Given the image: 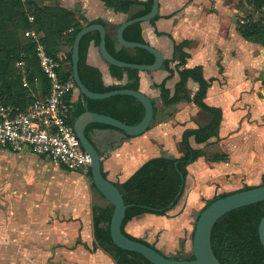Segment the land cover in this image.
<instances>
[{
    "label": "crops",
    "instance_id": "0c3cea01",
    "mask_svg": "<svg viewBox=\"0 0 264 264\" xmlns=\"http://www.w3.org/2000/svg\"><path fill=\"white\" fill-rule=\"evenodd\" d=\"M158 1L159 18L155 24L151 20L142 22L145 40L169 59L174 57V41H192L186 48L190 53L187 66L202 65L206 78L215 77L205 101L223 109L219 136L203 144L196 143L191 137V144L195 148L228 156L226 161L212 162L200 157L191 163L185 182V187L190 184L188 193L182 196L175 208L166 216L144 214L127 225V232L134 236L143 231L149 236L159 235L157 248L171 256L170 253L178 248L179 240L194 232L190 211L198 209L193 215L196 217L204 206V200L212 199L220 190L230 191L243 177L252 186L264 177V46L246 40L239 32V22L252 12L246 0ZM47 3L75 12L77 16L83 15L90 21L102 19L111 36H117L119 26L139 10L133 6L128 13L118 12L103 0H55ZM69 49L63 45L59 54L64 67L69 65L65 60ZM87 61L101 70L106 85L127 81V77L120 81L112 76L109 64L94 42L90 45ZM168 75L169 72L163 68L140 73V90L152 100L159 113L158 122L143 134L127 137L121 130L112 128L95 129L90 133V139L102 155L103 169L112 182L126 181L151 158L181 156L179 141L183 130L205 125L211 120V116L193 102L181 100L174 106H164L160 89L154 83H161ZM178 80L176 74L168 81L172 93ZM188 88L193 97L198 83L190 79ZM80 98L81 93L75 88L72 103ZM7 154L14 155L12 173ZM0 155L6 159L3 164L0 161V166L4 170L9 168L11 174L20 171L30 161L55 164L29 150L13 152L0 146ZM58 166L63 171H70ZM77 173L86 176V172ZM190 242L191 239H186V247Z\"/></svg>",
    "mask_w": 264,
    "mask_h": 264
},
{
    "label": "trees",
    "instance_id": "16d2710c",
    "mask_svg": "<svg viewBox=\"0 0 264 264\" xmlns=\"http://www.w3.org/2000/svg\"><path fill=\"white\" fill-rule=\"evenodd\" d=\"M51 1L55 0H0V95L5 102L15 105L20 111L26 110L33 103L34 96L21 82L20 70L16 66L17 61L23 59L26 62L32 88H35L34 77H38L43 94H47L49 91V80L41 70L34 43L26 35V32L34 31L45 44L49 54L59 59L62 78L74 80L72 48L77 34L86 25L94 23L106 25L102 19L90 21L83 15L77 16L75 12L47 3ZM103 1L118 12L128 13L133 6L139 7V10L130 19L148 14L152 10L154 2V0ZM246 1L253 8V13L248 14L243 21L239 22V32L246 40L264 46V0ZM30 16H33L34 19L30 20ZM158 18L159 15L156 14L151 22L155 24ZM123 35L128 41L147 43L143 36L141 22H134L127 26ZM92 42L97 46L100 45L101 34L99 30L88 32L80 41L79 75L85 86L98 93L115 89L139 91L141 70L136 68L109 64L113 77L120 81L127 77V81L117 85L104 83L101 70L90 65L87 61ZM191 43L192 41L187 39L174 41V57L172 59L164 58L162 65V68L168 71L169 75L161 83H154V86L160 89L165 107L174 106L181 100L193 102L203 112L208 113L211 120L205 125L186 127L183 130L179 141L183 152L181 156L161 155L151 158L142 164L126 181L115 183L128 205L122 225L123 232L129 238L156 249L158 248L155 244L127 232V224L144 214L166 216L171 209L175 208L185 192V182L189 175L188 166L200 157H205L212 162L228 159L226 154L210 153L204 148H195L190 141L191 137H194L196 143L203 144L212 137H218L223 120V109L219 106L209 105L205 101L215 77L206 78L202 65L187 66L190 53L186 48ZM63 45L70 48L65 59L69 62L67 67L62 65L63 61L59 56ZM106 47L110 54L124 62L147 65L156 62V56L151 51L141 47L121 46L117 36H111L108 33ZM176 74H178L179 80L172 93L171 88L168 87V81ZM190 79L198 83V89L193 97L189 94L188 81ZM71 98L72 93H70L68 100L71 106L70 121L73 124L75 119L87 110L113 116L129 125L139 123L145 115L143 103L128 94H117L105 99H91L81 94L80 100L75 103H72ZM158 114V108L155 106L153 120L148 129L158 122ZM170 115L171 113L167 116ZM104 128L117 129L103 123H91L86 128V135L89 137L93 130ZM62 168L67 169L65 166ZM103 174L107 177V172L104 169ZM86 176L90 178L91 186L96 188L92 180L91 167L86 172ZM251 187L252 185H246L238 190ZM231 192L234 191H225L207 200L202 210L215 199ZM113 211L114 206L110 203L107 205L93 204L92 206L93 234L96 246L108 253L117 264H152L143 255L122 249L112 241L110 222ZM263 217L264 200L232 210L217 220L212 230L211 243L221 264H264V246L259 234V225ZM175 258L182 259L183 257L177 256ZM193 258H195L194 254L190 256V259Z\"/></svg>",
    "mask_w": 264,
    "mask_h": 264
},
{
    "label": "rangeland",
    "instance_id": "374dc122",
    "mask_svg": "<svg viewBox=\"0 0 264 264\" xmlns=\"http://www.w3.org/2000/svg\"><path fill=\"white\" fill-rule=\"evenodd\" d=\"M179 149L182 151L180 144ZM7 157L12 173L14 155ZM4 160L0 155L1 164ZM8 169L0 166V264H117L96 246L92 206L107 205L108 200L90 186L89 178L42 161H30L14 174ZM244 179L230 191L252 185ZM263 181L264 177L257 185ZM220 191L217 194L225 192ZM197 211H190L193 227ZM135 236L158 244L159 235L149 236L143 231ZM188 238L191 242L186 247ZM192 240L193 233L181 238L171 256L189 258L193 254Z\"/></svg>",
    "mask_w": 264,
    "mask_h": 264
},
{
    "label": "water",
    "instance_id": "95a60500",
    "mask_svg": "<svg viewBox=\"0 0 264 264\" xmlns=\"http://www.w3.org/2000/svg\"><path fill=\"white\" fill-rule=\"evenodd\" d=\"M158 9L159 1L154 0L152 10L148 14L125 21L119 26L117 31V38L121 46L130 48L141 47L154 53L156 56V62L151 65L124 62L110 54L106 47V36L108 33L107 28L102 23L86 25L79 31L72 48V67L76 89L81 94L91 99H105L117 94L132 95L143 103L145 107V115L139 123L129 125L113 116L87 110L75 119L74 129L82 143L83 148L92 156V180L95 183L97 190L108 200V203L114 206L110 222V232L112 241L117 246L143 255L152 264H221L213 251L211 243V235L215 223L220 217L232 210L263 201L264 184L254 185L248 189L231 192L226 196L215 199L203 210L199 211L196 215V224L192 240L193 254L195 258L177 259L173 256L164 254L150 245L133 240L123 232L122 225L126 216L128 205L125 203L124 196L118 186L108 179V177L104 176L102 155L90 137L86 135V128L89 124L103 123L121 130L126 135L139 136L147 131L148 127L151 125L155 105L141 90L115 89L103 93L89 90L82 82L79 75L80 41L82 37L92 30H99L101 34V42L99 45L100 52L108 64H114L126 68H136L141 71L159 70L162 68L164 56L157 48L153 47L149 43L128 41L123 35L125 28L130 24L134 22L142 23L150 21L158 13ZM259 234L261 243L264 246V217L259 225Z\"/></svg>",
    "mask_w": 264,
    "mask_h": 264
},
{
    "label": "built area",
    "instance_id": "2783aa9c",
    "mask_svg": "<svg viewBox=\"0 0 264 264\" xmlns=\"http://www.w3.org/2000/svg\"><path fill=\"white\" fill-rule=\"evenodd\" d=\"M26 35L34 43L41 70L49 80V91L43 94L38 77H34L35 88H32L26 62L23 59L16 62L21 82L31 91L34 101L20 111L0 95V146L13 152L29 150L69 170L87 172L92 156L83 148L70 121L68 98L76 88L75 82L72 78H62L59 59L49 54L34 31H27Z\"/></svg>",
    "mask_w": 264,
    "mask_h": 264
},
{
    "label": "bare ground",
    "instance_id": "6f19581e",
    "mask_svg": "<svg viewBox=\"0 0 264 264\" xmlns=\"http://www.w3.org/2000/svg\"><path fill=\"white\" fill-rule=\"evenodd\" d=\"M63 167V166H62Z\"/></svg>",
    "mask_w": 264,
    "mask_h": 264
},
{
    "label": "flooded vegetation",
    "instance_id": "af4514ba",
    "mask_svg": "<svg viewBox=\"0 0 264 264\" xmlns=\"http://www.w3.org/2000/svg\"><path fill=\"white\" fill-rule=\"evenodd\" d=\"M190 258V257H189Z\"/></svg>",
    "mask_w": 264,
    "mask_h": 264
}]
</instances>
